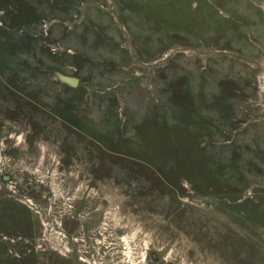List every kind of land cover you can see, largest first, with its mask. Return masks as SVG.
<instances>
[{"label": "rangeland", "instance_id": "obj_1", "mask_svg": "<svg viewBox=\"0 0 264 264\" xmlns=\"http://www.w3.org/2000/svg\"><path fill=\"white\" fill-rule=\"evenodd\" d=\"M0 264H264V0H0Z\"/></svg>", "mask_w": 264, "mask_h": 264}, {"label": "water", "instance_id": "obj_2", "mask_svg": "<svg viewBox=\"0 0 264 264\" xmlns=\"http://www.w3.org/2000/svg\"><path fill=\"white\" fill-rule=\"evenodd\" d=\"M59 78L66 82L68 85L70 86H76L78 84V78L74 77V76H68V75H59Z\"/></svg>", "mask_w": 264, "mask_h": 264}]
</instances>
